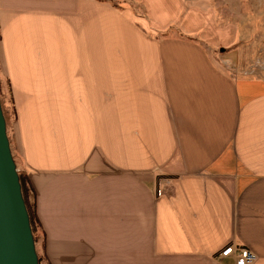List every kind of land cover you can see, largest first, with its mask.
Segmentation results:
<instances>
[{
  "label": "crops",
  "instance_id": "obj_1",
  "mask_svg": "<svg viewBox=\"0 0 264 264\" xmlns=\"http://www.w3.org/2000/svg\"><path fill=\"white\" fill-rule=\"evenodd\" d=\"M0 0V77L40 264H264V78L185 0Z\"/></svg>",
  "mask_w": 264,
  "mask_h": 264
},
{
  "label": "rangeland",
  "instance_id": "obj_2",
  "mask_svg": "<svg viewBox=\"0 0 264 264\" xmlns=\"http://www.w3.org/2000/svg\"><path fill=\"white\" fill-rule=\"evenodd\" d=\"M104 1L118 9L130 8L137 15L142 12L141 6L134 3L133 0ZM185 1L189 5L198 6L203 10L210 11L216 27L229 26L231 29H234V41L228 46L216 47L213 51L214 55L219 57L225 65L227 64L230 71L244 77L254 78L257 76L264 78V0ZM0 101L7 124V135H9L8 128L10 127L13 116L8 90L5 83L2 85L1 77ZM11 152L17 165L18 174H22L23 171L20 165H18L19 162L14 150L11 149ZM37 254L39 257L38 252Z\"/></svg>",
  "mask_w": 264,
  "mask_h": 264
},
{
  "label": "water",
  "instance_id": "obj_3",
  "mask_svg": "<svg viewBox=\"0 0 264 264\" xmlns=\"http://www.w3.org/2000/svg\"><path fill=\"white\" fill-rule=\"evenodd\" d=\"M0 264H39L0 101Z\"/></svg>",
  "mask_w": 264,
  "mask_h": 264
},
{
  "label": "built area",
  "instance_id": "obj_4",
  "mask_svg": "<svg viewBox=\"0 0 264 264\" xmlns=\"http://www.w3.org/2000/svg\"><path fill=\"white\" fill-rule=\"evenodd\" d=\"M215 259L218 262L231 260L233 264H254L257 256L244 246L229 244L215 256Z\"/></svg>",
  "mask_w": 264,
  "mask_h": 264
},
{
  "label": "trees",
  "instance_id": "obj_5",
  "mask_svg": "<svg viewBox=\"0 0 264 264\" xmlns=\"http://www.w3.org/2000/svg\"><path fill=\"white\" fill-rule=\"evenodd\" d=\"M19 179H20V183H21V187H22V194H23V198L25 200L26 203V207L29 213V218H30V224H31V229H32V233L34 236V240H36V236H35V229H36V218L34 215V212L32 210L31 205L28 202V198H27V180L26 177L24 176V174H19ZM26 193V195H25ZM39 263H40V259H39Z\"/></svg>",
  "mask_w": 264,
  "mask_h": 264
},
{
  "label": "bare ground",
  "instance_id": "obj_6",
  "mask_svg": "<svg viewBox=\"0 0 264 264\" xmlns=\"http://www.w3.org/2000/svg\"><path fill=\"white\" fill-rule=\"evenodd\" d=\"M4 114V113H3ZM5 117V116H4ZM17 166V165H16Z\"/></svg>",
  "mask_w": 264,
  "mask_h": 264
}]
</instances>
